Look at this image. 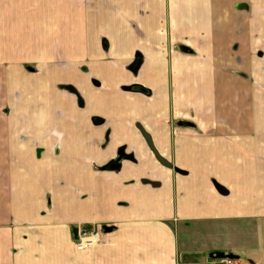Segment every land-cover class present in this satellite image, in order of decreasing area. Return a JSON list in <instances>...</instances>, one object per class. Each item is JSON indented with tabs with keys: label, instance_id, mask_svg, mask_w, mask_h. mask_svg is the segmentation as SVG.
Listing matches in <instances>:
<instances>
[{
	"label": "crops",
	"instance_id": "obj_1",
	"mask_svg": "<svg viewBox=\"0 0 264 264\" xmlns=\"http://www.w3.org/2000/svg\"><path fill=\"white\" fill-rule=\"evenodd\" d=\"M218 252L264 264V0H0V264Z\"/></svg>",
	"mask_w": 264,
	"mask_h": 264
},
{
	"label": "built area",
	"instance_id": "obj_2",
	"mask_svg": "<svg viewBox=\"0 0 264 264\" xmlns=\"http://www.w3.org/2000/svg\"><path fill=\"white\" fill-rule=\"evenodd\" d=\"M101 226L96 223L81 225L77 229L74 245L76 248L84 249L100 241ZM218 264H232L229 258H220Z\"/></svg>",
	"mask_w": 264,
	"mask_h": 264
},
{
	"label": "water",
	"instance_id": "obj_3",
	"mask_svg": "<svg viewBox=\"0 0 264 264\" xmlns=\"http://www.w3.org/2000/svg\"><path fill=\"white\" fill-rule=\"evenodd\" d=\"M149 141V144H150V146H151V142H150V140H148ZM154 153H155V155H156V157L158 158V160L162 163V164H164V165H167V166H171V164H169L167 161H165L163 158H161L158 154H157V152H155V150H154ZM217 257H223V256H227V257H232V255L231 254H223V253H221V252H218V253H216L215 254Z\"/></svg>",
	"mask_w": 264,
	"mask_h": 264
},
{
	"label": "trees",
	"instance_id": "obj_4",
	"mask_svg": "<svg viewBox=\"0 0 264 264\" xmlns=\"http://www.w3.org/2000/svg\"><path fill=\"white\" fill-rule=\"evenodd\" d=\"M214 258H217V256H216V255H214Z\"/></svg>",
	"mask_w": 264,
	"mask_h": 264
},
{
	"label": "rangeland",
	"instance_id": "obj_5",
	"mask_svg": "<svg viewBox=\"0 0 264 264\" xmlns=\"http://www.w3.org/2000/svg\"><path fill=\"white\" fill-rule=\"evenodd\" d=\"M4 112H6L7 110H3Z\"/></svg>",
	"mask_w": 264,
	"mask_h": 264
}]
</instances>
